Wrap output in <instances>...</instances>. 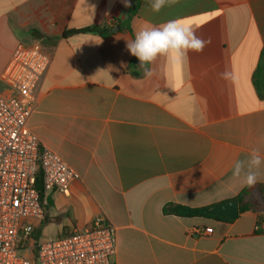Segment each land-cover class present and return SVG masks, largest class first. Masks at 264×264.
I'll list each match as a JSON object with an SVG mask.
<instances>
[{
  "label": "crops",
  "instance_id": "crops-1",
  "mask_svg": "<svg viewBox=\"0 0 264 264\" xmlns=\"http://www.w3.org/2000/svg\"><path fill=\"white\" fill-rule=\"evenodd\" d=\"M132 7L135 0H130ZM121 0H0V96L23 49L51 58L28 125L79 175L68 196L44 197L41 237L64 236L105 217L117 264H264V202L230 222L165 214L232 202L248 187L232 175L252 149L264 157V0H179L137 14ZM179 19L206 40L181 64L159 58L146 77L126 47L135 32ZM127 23L123 30L120 25ZM89 27L114 28L64 36ZM118 28L119 30L115 31ZM232 75L224 80L220 73ZM257 184L264 185V164Z\"/></svg>",
  "mask_w": 264,
  "mask_h": 264
},
{
  "label": "built area",
  "instance_id": "built-area-1",
  "mask_svg": "<svg viewBox=\"0 0 264 264\" xmlns=\"http://www.w3.org/2000/svg\"><path fill=\"white\" fill-rule=\"evenodd\" d=\"M51 58L40 42L23 49L3 81L13 96H0V264H117L115 228L103 216L88 226L48 240L34 239L45 220L44 201L34 187L39 166L44 197L68 196L80 175L56 152L41 145L28 122ZM264 229V219L257 224Z\"/></svg>",
  "mask_w": 264,
  "mask_h": 264
},
{
  "label": "clouds",
  "instance_id": "clouds-1",
  "mask_svg": "<svg viewBox=\"0 0 264 264\" xmlns=\"http://www.w3.org/2000/svg\"><path fill=\"white\" fill-rule=\"evenodd\" d=\"M124 7L130 8V0H121ZM179 0H148V8L152 13H160L165 7H172ZM208 42L196 34L190 24L179 19L168 20L160 25H149L135 32L134 39L126 41L129 53L136 57L139 67L146 77L152 76L148 67L159 58H165L169 63H183L190 52H202ZM224 80H231L232 75L225 70L220 73ZM264 157L258 149H252L248 158L235 160L232 165V175L240 181L241 186L253 188L258 182Z\"/></svg>",
  "mask_w": 264,
  "mask_h": 264
},
{
  "label": "trees",
  "instance_id": "trees-1",
  "mask_svg": "<svg viewBox=\"0 0 264 264\" xmlns=\"http://www.w3.org/2000/svg\"><path fill=\"white\" fill-rule=\"evenodd\" d=\"M142 2L143 0H135L134 5L130 10L128 19L132 18L133 16L137 14L138 10L141 7ZM126 27H127V23L124 25H120L121 30H123ZM113 29L114 28L106 29V28H99V27H89V28H85L79 31H67L65 32L64 36L66 37V36H69L72 34H78V33H98L101 36L105 37L111 34ZM255 84L258 90L261 93H263L264 92V55H263V60L261 62V65L259 66L256 76H255ZM34 187L40 193L41 198L44 199V172L41 166H39L38 171L36 173L35 180H34ZM254 191L258 192V194L261 196L264 202V185L256 184L255 187L253 188H247L239 196L233 199V201L238 202L240 213L256 210L255 205L248 201V197ZM211 208L212 207L193 209V208H188V207H184L180 205L170 204V205L165 206L164 213L173 214V215L184 217V218L207 217V218L220 219V220H224L228 222L232 221V220L222 219L219 217L208 215L207 211L210 210ZM40 237H41V227H37L34 232V239L36 240V242L40 240Z\"/></svg>",
  "mask_w": 264,
  "mask_h": 264
},
{
  "label": "water",
  "instance_id": "water-1",
  "mask_svg": "<svg viewBox=\"0 0 264 264\" xmlns=\"http://www.w3.org/2000/svg\"><path fill=\"white\" fill-rule=\"evenodd\" d=\"M117 30L119 29L116 28L115 31ZM207 214L222 219L235 220L239 216V204L237 201H233L220 206H215L208 210Z\"/></svg>",
  "mask_w": 264,
  "mask_h": 264
},
{
  "label": "rangeland",
  "instance_id": "rangeland-1",
  "mask_svg": "<svg viewBox=\"0 0 264 264\" xmlns=\"http://www.w3.org/2000/svg\"><path fill=\"white\" fill-rule=\"evenodd\" d=\"M46 238H48V234H45V233L43 237H40L41 240H45Z\"/></svg>",
  "mask_w": 264,
  "mask_h": 264
}]
</instances>
